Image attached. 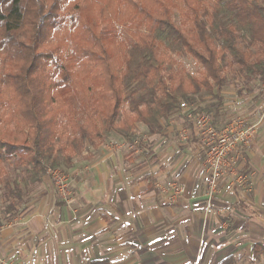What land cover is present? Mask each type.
<instances>
[{
	"label": "trees",
	"instance_id": "16d2710c",
	"mask_svg": "<svg viewBox=\"0 0 264 264\" xmlns=\"http://www.w3.org/2000/svg\"><path fill=\"white\" fill-rule=\"evenodd\" d=\"M186 56L200 78L177 68ZM226 69L264 79V0H0V186L19 173L6 212L88 146L137 141L148 156L136 124L161 136L181 103L218 129Z\"/></svg>",
	"mask_w": 264,
	"mask_h": 264
},
{
	"label": "crops",
	"instance_id": "0c3cea01",
	"mask_svg": "<svg viewBox=\"0 0 264 264\" xmlns=\"http://www.w3.org/2000/svg\"><path fill=\"white\" fill-rule=\"evenodd\" d=\"M233 88L231 83L222 92L217 125L234 118V111L247 125L254 123V111L246 105L252 91ZM139 127L148 156L108 144L90 148L83 169L87 178L80 176L81 167H72L75 183L67 202L55 195L18 223L1 227L0 259L8 264H264V254L253 249L264 245V119L251 144L239 150L236 175L221 178L211 200L203 179L205 149L184 116L170 120L161 136ZM173 182L184 193L169 203L157 186Z\"/></svg>",
	"mask_w": 264,
	"mask_h": 264
},
{
	"label": "built area",
	"instance_id": "2783aa9c",
	"mask_svg": "<svg viewBox=\"0 0 264 264\" xmlns=\"http://www.w3.org/2000/svg\"><path fill=\"white\" fill-rule=\"evenodd\" d=\"M262 100L255 109L256 121L247 125L241 117L232 118L223 128L216 129L210 115L200 113L186 103L180 104L181 114L187 123L193 126L201 146L205 149L203 179L206 185V195L211 200L217 192L221 178L236 175V167L240 159L241 148L248 147L254 139L259 123L264 119V79L260 86ZM182 140L187 139L185 130L181 131ZM143 140V139H142ZM144 141V140H143ZM113 149L122 148L132 151L137 148V141L132 144L109 145ZM49 177L55 195L64 202L70 198L68 176L59 169H48ZM238 180V179H237ZM169 203H176L183 197L184 188L176 182L169 186H157ZM1 234V227H0ZM0 264H8L0 259Z\"/></svg>",
	"mask_w": 264,
	"mask_h": 264
},
{
	"label": "rangeland",
	"instance_id": "374dc122",
	"mask_svg": "<svg viewBox=\"0 0 264 264\" xmlns=\"http://www.w3.org/2000/svg\"><path fill=\"white\" fill-rule=\"evenodd\" d=\"M172 16H173V20L176 24H182V27L184 28V30L186 31L187 26L185 21H181L179 18V15L177 14V10H173L172 11ZM114 28L116 29L117 32V39L118 40H123L124 38H126V33H125V26L118 24V23H113ZM142 31H144V28H142ZM177 63H178V67L177 68H181L184 69L190 76L193 77H197L200 78L202 75V68L201 66L191 57L186 56V57H182V58H177ZM225 76L226 79L228 81V85L233 83L234 84V90H237V87H241L243 86L245 89H248L252 91L253 94V98L249 99V101L247 102V106H251L250 110L255 111V109L260 105V102L262 100V95L260 93V86L262 81H258V80H250L247 81L244 77L238 75L237 73H233L230 72L229 69L225 70ZM52 81H56L57 78L53 75L51 77ZM226 87V88H227ZM225 88V89H226ZM228 94H226L227 97H229V91H226ZM235 116H240L242 117L241 114L237 113V111L232 113ZM78 119V118H77ZM228 119V120H227ZM230 118H223V123L219 122V124L217 125L218 129L223 128L230 120ZM139 126L142 127L141 124H136L135 126V132L138 133V135H141L142 133L140 132V130L142 128H140ZM119 141V142H118ZM142 142H144L142 140ZM125 142L120 141L117 138H112L107 140L104 144H111V145H119V144H123ZM103 144V145H104ZM90 146L86 147L85 150L77 157H74L72 160V166H71V170H66L64 171V173L68 176V180H69V188H70V192L72 193V186L75 183V175L73 176V166L81 167L80 171V176L82 178H87V176L85 177V175H87L88 173H86L83 169L84 167H86L85 165L87 164L85 157H88V155H86L85 153H89L90 154ZM125 157H128L130 155V153H127V151H125ZM84 155V156H83ZM133 158V162L135 164H140L141 163V158ZM140 162V163H139ZM89 171V170H87ZM19 173L18 171L13 170L12 168H8L6 176L3 178L2 180V185L0 186V220H1V225L0 227H5L7 225H13L14 223H18L20 216H24L25 214H29V212L32 210H34V208H36L40 203H42V201H47L49 199H55V194H54V190L51 184V181L49 179V177L46 175V178L42 180V182L40 184H36L34 186L29 187L28 189L25 190V194L21 200L20 203L17 202V204L15 205L16 208L14 210L13 214H9L7 213V209L10 205L11 202V198L10 197H6L7 193H6V186H11L12 181L14 179H17ZM77 177V176H76ZM71 198V196H70ZM30 209V210H29ZM27 211V213H26Z\"/></svg>",
	"mask_w": 264,
	"mask_h": 264
}]
</instances>
